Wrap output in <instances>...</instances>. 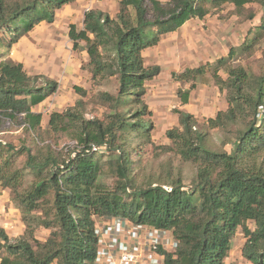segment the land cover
<instances>
[{"label":"trees","instance_id":"obj_1","mask_svg":"<svg viewBox=\"0 0 264 264\" xmlns=\"http://www.w3.org/2000/svg\"><path fill=\"white\" fill-rule=\"evenodd\" d=\"M75 1L0 0V45L10 49ZM254 4L263 13L241 45L211 63L172 73L174 81L190 84L188 90L177 91L182 105L206 74L225 92L226 109L203 125L231 128V151L211 149L195 118L175 110L178 127L165 132L170 145L154 149L192 164L195 176L187 186L180 176L166 181L157 177L138 186L132 178L133 151L120 137L134 132L151 144L152 112L144 97L146 83L159 75L160 67L146 66L142 53L186 22L203 20L226 5L235 17L251 22L257 15L248 7ZM263 36L264 0H120L114 18L89 10L82 29L71 25L68 37L73 50L84 43L87 62L81 69L90 87L115 79L114 98L106 92L97 95L114 113L106 122L86 120L80 99L50 112L45 128L37 108L58 84L30 75L21 63L0 54V126L15 124L26 137L18 146L0 142V188L9 192L24 225L18 239L0 228V264H95L96 222L113 217L169 231L179 244L174 253L159 251L162 264H224L238 231L242 258L264 264V71L249 73L235 63L251 56ZM73 91L81 98L88 94L77 85ZM62 134L75 141L67 153L46 143ZM104 167L114 180L111 186L102 181ZM39 229L48 232L43 240L36 236Z\"/></svg>","mask_w":264,"mask_h":264},{"label":"rangeland","instance_id":"obj_2","mask_svg":"<svg viewBox=\"0 0 264 264\" xmlns=\"http://www.w3.org/2000/svg\"><path fill=\"white\" fill-rule=\"evenodd\" d=\"M162 2H165L167 0H159ZM248 8L250 10H253L256 12V18L248 22L247 20H243L242 18H237L233 15L232 8L229 5H226L221 10L214 11L212 14L204 18V20H193L191 23L186 27L189 28L190 31L197 32L198 34L202 35L204 37V45L203 49L200 47V43H197L195 34V40L190 42L188 44V47L190 48V57H192V60L197 59L198 60H206V63L210 61L213 62L216 58L221 57L224 54V51L228 53L229 49L232 47H238L243 43V41L247 38L248 31L251 29V27L254 24H257L262 16V8L259 5H250ZM64 35V31H63ZM193 36V34H192ZM214 38H213V37ZM216 38V40H215ZM198 45L199 50L195 49L193 47L194 44ZM187 46L181 47L186 50L188 48ZM40 49H42L40 47ZM65 50V49H64ZM10 49H6L0 45V54L2 55V58L11 59L10 57ZM65 51H68L66 48ZM41 52L40 54H42ZM162 53H156V54H150L145 53L144 55V63L146 66L151 65H157L154 62H158L161 58ZM16 57L15 54L13 58ZM174 57H177V54L174 55ZM184 59L183 57H181ZM12 60V59H11ZM78 66L77 73L74 75V78L78 79V76L81 77V80L79 81H73L76 82L78 86L83 85L84 88L88 90V94L86 97L81 98L78 94H75V92L72 89V83L68 85V87H65L64 89H58L54 94H52L50 97H48L44 102L41 103V105L37 108V111H39L42 114V126L45 128L47 125L48 120V114L50 112L54 111H63L67 109L68 107L74 106V103L82 100L81 112L83 114L84 119H98L100 121H107L109 120V115L113 114L114 112L112 109L108 107V105H104V103L100 102V98L97 96L99 93H108L111 98H114L116 95V89L117 84L115 79H110L107 81L101 82L99 85L95 87H90L88 85L87 81V75L85 72L81 69L82 66L86 63L82 62V58L78 59ZM181 60V59H180ZM210 60V61H207ZM195 64L198 62L194 61ZM44 64H41L40 67H38L37 72H40L41 76H44L45 78H48L53 81H57L56 78L49 77V74H52V71L47 69L46 62H43ZM205 63V62H203ZM242 66H244L249 73H255V74H261L264 71V36L263 38L258 42L256 45L254 52L251 56H241L237 58L236 62ZM158 64L161 66L166 67L167 65H164L161 62H158ZM194 64V65H195ZM32 65V64H31ZM179 65H184V63L179 62ZM158 66V65H157ZM174 66H176L174 64ZM160 67V66H159ZM37 68V67H36ZM181 69V68H180ZM187 69V68H186ZM80 71V72H79ZM165 72H163V75L161 74V67H160V73L159 75L153 79L152 81L146 83L148 84H154L155 87L164 88L167 93H171L172 90L174 91L175 85L173 86V81L169 79L168 77V71L164 69ZM29 73V71H27ZM36 69H33L32 75H35ZM161 74V75H160ZM221 77L226 78L225 74L222 72L219 73ZM57 83V82H56ZM40 82H38V85ZM58 86H60V83H57ZM190 85V84H188ZM182 88V87H181ZM186 88V87H185ZM189 88V86H188ZM183 89V88H182ZM178 90H176L177 92ZM184 91V89H183ZM170 95V94H169ZM173 95V94H172ZM170 99L167 97V101L169 102L170 106L168 110H171L170 112L168 110H163L158 113L159 115V121L167 122V125H171L172 119L171 117H175L176 114L174 113L176 108H173L175 105L176 100H172L171 95L169 96ZM174 102V103H172ZM191 104L190 110L192 112H201L204 110V116L200 113H196L195 120L197 121V128H201L206 133V142L207 145L213 149V150H224L226 152H230L231 148L234 143V137L232 135L231 128L227 130H216V129H207L206 125H203L205 120L208 118H211L212 115L215 116V114L220 111V108L223 107V109H226V102H225V92H219L215 84L213 83L212 79L209 77L208 74H206L203 79L200 82H196V87L192 91L191 94ZM159 106H162L158 104ZM178 107V106H177ZM135 109V108H134ZM157 110L158 107H156ZM130 112L129 114H131ZM158 121V120H157ZM131 122H135L133 119H131ZM157 124H159L157 122ZM153 126V123H152ZM202 126H204L202 128ZM174 128V127H172ZM152 128L151 134H150V140L151 144L146 142L145 137L139 138L137 136V133L126 131L124 134H121L120 141H125L127 145H129V148L131 151H133L132 154V160L134 161V166L132 169V178L134 181H136V184L138 186H141L143 184H146L148 181L155 182L154 180L157 177L162 178V180L166 181L168 177H178L180 176L184 182V185L187 186V184H190L191 180L195 176V168L192 164L183 162L179 159L178 156H176L173 152H165L163 150H155L154 146H169L170 142L166 138L165 134H163L164 130H158ZM169 129V128H168ZM46 135H43L44 137ZM23 140H26L25 135L21 134V131L18 127H16L15 124L10 123H3L0 126V142L3 143H12L14 145H20ZM44 140H47V138H44ZM51 143L52 146L61 152H66L69 150H72L74 148V143L72 137L70 135L62 134V135H55L54 137L50 138V141H46V143ZM159 148V147H158ZM107 159L103 158L105 161ZM23 162V158L19 161ZM105 167L103 168L104 174L102 177V181L108 185H112L114 183V180L110 177L111 174H108L105 172ZM169 175V176H168ZM31 179V176L26 174V180L29 181ZM243 237L241 234V231H238L236 237L233 240V245L237 248L238 246L242 245L243 243Z\"/></svg>","mask_w":264,"mask_h":264},{"label":"crops","instance_id":"obj_3","mask_svg":"<svg viewBox=\"0 0 264 264\" xmlns=\"http://www.w3.org/2000/svg\"><path fill=\"white\" fill-rule=\"evenodd\" d=\"M119 2L120 0H77L71 4L63 6L60 10L56 12L54 21L52 23H40L39 25L34 27L30 32H28L25 36L20 38L19 41L11 47L10 57L12 61L15 63H21L24 69L26 71H29L30 75L33 74V69H36V72H34L35 75H40L41 73L37 72V69L41 66V64H44L43 62H46L47 69L49 70L50 68V71H52V74H49V77L56 78V82L60 83L58 89H64L65 87H68L70 83H72L73 89V86L77 85V83L73 81L81 80L80 76H78L79 80L74 78V75L77 73L76 67L79 68V66L81 65L79 64L78 66V64L76 63H78L79 58H82L81 61L86 63L87 56L83 50V42L79 43L80 47L78 49L73 50L72 42L68 37L69 27L73 25L76 27L77 30L82 29L84 15L87 11L92 9L101 11L109 15L111 18H114L119 10ZM191 21L186 22L175 33L163 36L156 46L146 49L142 53L143 58L145 53H162L161 58L158 62L162 61V63L167 66L163 68V66H161V64L159 65L158 62L154 63L161 67L162 75L163 72H165L164 69L168 71V77L170 81L172 80V73H179L184 71L186 68L198 67L206 63V60H198V62L197 59L192 60V57L189 58L190 51H192L193 49L190 50L188 44L195 40V34H197L196 41L197 43L201 42L200 47H202V49L205 42L204 37L202 35L192 30L190 31L189 28H186L191 23ZM197 43L194 44L193 47L199 50ZM185 46L188 47L186 48V50L181 48ZM40 47L42 49H40ZM66 48L68 49V51H65ZM41 52H43V55L40 54ZM14 54L16 57L13 58ZM175 54H177V57H174ZM226 54V51H224V54L222 56H225ZM181 57H183L184 59H182ZM180 59L182 60V63H184V65H179V62H181ZM194 61L198 63L195 64ZM211 62L212 61H210V63ZM174 64L176 66H174ZM173 82V86L175 85V89L174 91L172 90L171 93H167L164 88L155 87L153 83L148 85L146 84V94L144 100L148 108L152 112L151 121L153 123L154 128H156L157 130L158 128H160V130H164L163 134H165L168 128L170 129L172 127H178V115L176 113V116L174 118L171 117L172 123L169 126L167 125V122H164L167 119L159 121L158 113L162 111L163 108L164 110H168L170 106L169 102L166 100L167 98L170 99V95L172 97V100H176L173 108L188 113L194 118L196 117L195 115H197L198 113L202 114L203 116L205 114L204 110H202L201 112H192L189 109L190 106L188 105L191 104L190 101L193 90L190 91L188 103L182 105L177 96L176 90H188L189 85L187 83H181L177 81ZM81 87L84 86L81 85ZM158 104L162 106H159ZM156 107H158L159 110H157ZM224 109L223 107L220 108V110ZM168 111L170 112L171 110ZM212 117H214V115H212L211 118ZM157 122L159 124H157ZM0 228L6 232L10 239H18L24 234V225L21 220L20 210L10 200L9 192L7 190H2L1 188ZM47 234L48 232L43 229H39L36 232V236L40 240H43L47 236ZM240 248L241 245L236 248L232 243V247L228 252L224 264H250L242 258Z\"/></svg>","mask_w":264,"mask_h":264},{"label":"built area","instance_id":"obj_4","mask_svg":"<svg viewBox=\"0 0 264 264\" xmlns=\"http://www.w3.org/2000/svg\"><path fill=\"white\" fill-rule=\"evenodd\" d=\"M95 234V264H162L159 251L174 253L179 244L167 230L138 226L120 217L98 220Z\"/></svg>","mask_w":264,"mask_h":264}]
</instances>
